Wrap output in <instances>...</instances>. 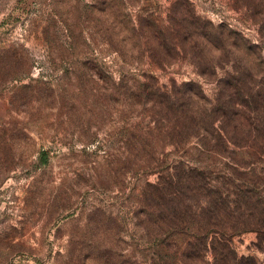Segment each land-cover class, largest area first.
I'll return each instance as SVG.
<instances>
[{"label":"rangeland","instance_id":"rangeland-1","mask_svg":"<svg viewBox=\"0 0 264 264\" xmlns=\"http://www.w3.org/2000/svg\"><path fill=\"white\" fill-rule=\"evenodd\" d=\"M197 23L261 45L264 0H0V264L155 263L140 222L159 178L149 153L177 156L147 134L161 123L133 86L150 73L164 91L197 82L213 98L225 71L198 74L193 55L221 54ZM234 246L264 264L258 233Z\"/></svg>","mask_w":264,"mask_h":264},{"label":"trees","instance_id":"trees-1","mask_svg":"<svg viewBox=\"0 0 264 264\" xmlns=\"http://www.w3.org/2000/svg\"><path fill=\"white\" fill-rule=\"evenodd\" d=\"M197 25L199 37L221 54L193 55L198 74L207 78L225 71L213 98L197 82L164 91L150 73L133 86L132 95L151 105L153 122L161 123L147 134L162 137L177 156L173 163L161 161L153 144L147 167L155 166L151 172L159 178L142 189L149 211L141 226L153 246L154 264H209L208 258L210 264H260L255 257L240 256L234 239L255 232L264 242V174L249 178L264 163V40L251 44L225 25ZM227 48L230 56H222ZM174 60L166 54L157 62ZM190 149L200 160H190Z\"/></svg>","mask_w":264,"mask_h":264}]
</instances>
